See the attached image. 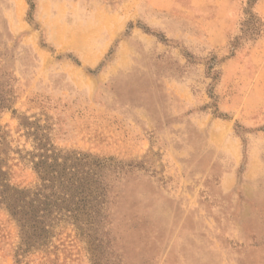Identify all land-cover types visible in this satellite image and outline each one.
Returning <instances> with one entry per match:
<instances>
[{
	"label": "rangeland",
	"instance_id": "374dc122",
	"mask_svg": "<svg viewBox=\"0 0 264 264\" xmlns=\"http://www.w3.org/2000/svg\"><path fill=\"white\" fill-rule=\"evenodd\" d=\"M0 80L12 147L15 111L130 166L103 255L67 227L15 257L0 205V264H264V0H0Z\"/></svg>",
	"mask_w": 264,
	"mask_h": 264
},
{
	"label": "trees",
	"instance_id": "16d2710c",
	"mask_svg": "<svg viewBox=\"0 0 264 264\" xmlns=\"http://www.w3.org/2000/svg\"><path fill=\"white\" fill-rule=\"evenodd\" d=\"M4 82L0 80V113L10 109L16 97ZM12 113L17 119L15 132L24 143L12 147L11 131L0 127V205L19 230L14 256L32 249L47 251L51 239L67 227L93 257L103 255L117 213V185L129 165L111 156L57 147L47 123L34 115ZM11 159L15 160L11 164L33 173L29 185L10 182Z\"/></svg>",
	"mask_w": 264,
	"mask_h": 264
}]
</instances>
